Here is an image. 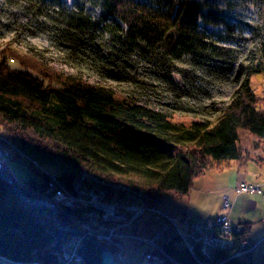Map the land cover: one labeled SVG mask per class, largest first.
I'll use <instances>...</instances> for the list:
<instances>
[{"label": "trees", "instance_id": "obj_1", "mask_svg": "<svg viewBox=\"0 0 264 264\" xmlns=\"http://www.w3.org/2000/svg\"><path fill=\"white\" fill-rule=\"evenodd\" d=\"M0 32L8 34L1 139L75 169L53 175L54 188L70 189L85 172L142 189L158 206L165 193L187 195L210 170L252 160L238 146L239 130L264 139V96L249 86L264 73V0H0ZM35 36L46 44L27 41ZM225 83L229 94L212 97ZM158 139L178 152L158 150ZM1 164L24 200L50 199L46 171L32 169L37 178L19 183ZM24 200L0 176V256L49 261L75 234L56 228L49 207ZM55 215L65 227L77 212L60 205ZM246 231L207 259L164 249L177 264H246L232 257ZM95 243L82 241L85 264H100Z\"/></svg>", "mask_w": 264, "mask_h": 264}, {"label": "built area", "instance_id": "obj_2", "mask_svg": "<svg viewBox=\"0 0 264 264\" xmlns=\"http://www.w3.org/2000/svg\"><path fill=\"white\" fill-rule=\"evenodd\" d=\"M16 157L22 162L28 161L21 153H17ZM240 190L252 193L261 191L258 185L240 187ZM52 199L77 212V215L68 216V227L79 233L63 241L49 261L32 258L15 264H85L79 249L87 236L94 237L112 257L116 254L119 258L121 240H138L148 247L144 258L158 264H173L170 262L173 259L164 249L168 244L173 248H184L191 254L198 253L205 259L216 250H231L236 244L232 236L236 231L224 216L203 220L187 218L183 223L182 220L178 223L162 213L157 205H149L142 190L90 173H77L70 189L58 188ZM228 204L225 198L222 209H227ZM146 212L151 214L153 228L149 230L147 238H142L136 230L141 216ZM255 245L246 238L242 239L232 257H246Z\"/></svg>", "mask_w": 264, "mask_h": 264}, {"label": "rangeland", "instance_id": "obj_3", "mask_svg": "<svg viewBox=\"0 0 264 264\" xmlns=\"http://www.w3.org/2000/svg\"><path fill=\"white\" fill-rule=\"evenodd\" d=\"M8 39V34H5L4 32H0V58L6 56V54L3 52L6 41ZM27 41L35 46H42L46 44L45 38L42 36H35V37H29L27 38ZM250 89L256 94V95H262L264 96V73H258L253 75L250 78L249 82ZM231 90V87L229 84H222L218 87L210 89V94L212 97H221L225 98L229 91ZM173 122H178L184 126L188 125L190 119L185 116H173L171 119ZM239 134H248L246 131L239 130ZM242 136V135H241ZM2 135L0 133V163H4V165L12 171L14 175L15 181L19 183H23L28 178H37L36 174L32 171V169L38 168L46 171L51 176V182L50 187L54 188L51 184H53L55 181L52 179L53 175H58L61 173H73L75 172V169L71 167L70 165L48 155L47 153L38 152L28 146H21L20 143L17 140L11 141L10 139H6L3 141ZM156 147L158 150L165 152L168 155H175L178 152V148L176 146H170L166 142H164L161 139H158L156 142ZM17 153H21L24 157H26L27 160H32V162H22L18 158L15 157ZM252 167L250 169L249 167V175L254 176V174H257V167L254 162L251 163ZM213 171V170H212ZM212 171H209L206 174L207 179H210L209 177L212 174ZM79 173V172H78ZM103 177V176H101ZM105 178V177H103ZM107 179V178H106ZM205 179V180H207ZM58 187H55L50 199H42V200H48L52 202L55 206H60L62 204H57L52 199V196L57 190ZM142 190V189H141ZM143 191V190H142ZM188 197V195L184 196ZM258 199H256L255 205L258 204ZM192 205H189L187 203V199L182 200V197L175 196L171 193H165L158 204L159 210L164 213L165 215L172 216L175 218V220L178 223H181V220H178L180 216H182V211L186 213V216L192 215L193 209H198V213H207V211L210 209L211 204H204L202 202L195 203L194 200H192ZM196 205L197 208L194 207ZM68 208V207H67ZM222 210V207H221ZM56 214V213H55ZM150 213L146 212L141 216L140 223L137 227V235L142 238H147L149 236V230L153 228V225L150 221ZM202 215V214H200ZM200 215H194V216H200ZM193 216V215H192ZM69 228L68 226H65ZM70 229V228H69ZM78 232V231H77ZM79 233V232H78ZM77 235V234H76ZM72 238L75 237V235L71 236ZM121 248H119L121 253V258H119L116 254L113 255V261L115 264H145L146 262H153L150 260H146L144 258L145 253L148 251L147 245L144 243L138 241V240H132V239H123L120 241ZM104 248V247H103ZM106 249V248H104ZM56 252V251H55ZM110 253V252H109ZM55 254V253H54ZM111 255V253H110ZM171 258V257H170ZM31 260V259H29ZM27 260V261H29ZM242 260V259H241ZM25 261V262H27ZM171 263L177 264L174 260H170ZM16 262L10 261L2 256H0V264H15ZM20 263V262H18ZM85 263V262H84ZM156 263V262H155ZM147 264V263H146ZM158 264V263H156Z\"/></svg>", "mask_w": 264, "mask_h": 264}, {"label": "crops", "instance_id": "obj_4", "mask_svg": "<svg viewBox=\"0 0 264 264\" xmlns=\"http://www.w3.org/2000/svg\"><path fill=\"white\" fill-rule=\"evenodd\" d=\"M238 135V146L244 153H248L252 160L248 161L243 168L231 164L221 171L210 170L212 171L210 179L205 178L208 171L204 176L194 180L192 188L187 194L188 197L183 196L182 200L187 199L189 205H192V200L195 203L211 204L210 209L207 213H198V209H193V216H186V213L182 211V216L178 220H182L183 223L187 218L197 220L215 216L228 218L236 232L246 228L245 238L256 244L253 251L242 258V261L246 264H264V139H257L250 133ZM252 162L257 167V174L255 173L254 176L249 175V167L252 166ZM9 171L13 175L10 168ZM255 184L260 187L259 193L240 190V187ZM225 198L229 201L228 208L221 210ZM256 199H258L257 206L255 205ZM194 207L197 208L196 205ZM197 214L202 215L194 216ZM173 219L175 220V218ZM146 263L156 264L155 262Z\"/></svg>", "mask_w": 264, "mask_h": 264}, {"label": "water", "instance_id": "obj_5", "mask_svg": "<svg viewBox=\"0 0 264 264\" xmlns=\"http://www.w3.org/2000/svg\"><path fill=\"white\" fill-rule=\"evenodd\" d=\"M0 176L2 177V179L4 181H6L8 184H10V186H12V188L14 189L15 193L17 194V196L19 198H21L22 200H24L21 195L19 194L16 186L14 185V183L12 182L11 179H9L7 176H5L3 169H2V164L0 163ZM27 204H31V205H45L47 207H49L53 213V220H54V224L56 226V228L61 231V232H69L70 234H78V232L76 230L73 229H69L67 227H62L58 221L56 220V206L48 201V200H31V201H26L24 200ZM96 248L98 250L99 253V257H100V264H115L113 261L112 256L110 255L109 251L107 249H104L99 243H95Z\"/></svg>", "mask_w": 264, "mask_h": 264}]
</instances>
